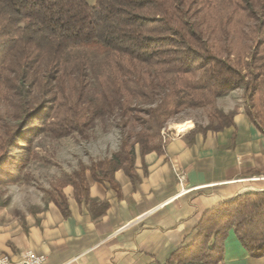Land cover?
<instances>
[{"label":"trees","instance_id":"16d2710c","mask_svg":"<svg viewBox=\"0 0 264 264\" xmlns=\"http://www.w3.org/2000/svg\"><path fill=\"white\" fill-rule=\"evenodd\" d=\"M247 21H253L250 51L237 47L223 54L219 41L205 36L208 22L232 33ZM87 46L104 57L89 64L96 81L89 95L82 83L86 61L73 52ZM0 68V83H11L18 120L0 142V184L17 180L7 148L38 125L55 135L82 132L100 112L115 109L122 127L119 150L89 170L120 194L115 170L138 179L133 144L141 155L160 151L161 129L182 109L210 106L219 127L229 125L231 114L216 109L215 100L242 87L246 113L264 130V0H0ZM36 69H43L39 80ZM143 101L150 105L141 107ZM130 121L140 126L133 143L124 131ZM74 184L81 192L83 167ZM58 194L53 199L66 214ZM230 230L250 256H264V191L240 193L207 210L194 242L177 248L166 264L219 263Z\"/></svg>","mask_w":264,"mask_h":264},{"label":"crops","instance_id":"0c3cea01","mask_svg":"<svg viewBox=\"0 0 264 264\" xmlns=\"http://www.w3.org/2000/svg\"><path fill=\"white\" fill-rule=\"evenodd\" d=\"M214 107L231 114L232 123L186 117L161 133L160 151L141 155L137 145L138 179L122 169L113 173L120 194L84 170L81 192L77 177L32 211L18 213L0 201V254L17 258L31 249L46 255L44 264H166L177 248L194 242L207 210L240 193L264 191V130L246 113L242 88L217 97ZM59 191L66 214L53 199ZM217 264H264V256H250L230 230Z\"/></svg>","mask_w":264,"mask_h":264},{"label":"rangeland","instance_id":"374dc122","mask_svg":"<svg viewBox=\"0 0 264 264\" xmlns=\"http://www.w3.org/2000/svg\"><path fill=\"white\" fill-rule=\"evenodd\" d=\"M205 26V36L210 40L216 38L223 54L229 50L234 52L237 47L250 51L254 43L250 32L253 21H247L232 33H227L209 22ZM73 52L74 57L79 56L86 61L82 71V83L86 85V95H89L96 86L93 67L89 64L93 63L94 66L102 61L103 54L94 46L74 48ZM0 73H3L1 68ZM72 74L76 75L75 69ZM4 75L13 76L8 71ZM34 75L39 80L43 76V69H36ZM63 79L66 91V82H69L70 78L65 75ZM10 84L0 83V142L8 129L18 124L12 108ZM140 105L148 107L150 103L143 101ZM212 116L213 110L210 106L201 110L185 108L167 119L161 133L167 132L169 125L183 118L192 117L202 123L206 119L213 121ZM38 127L37 132L25 134V139H18L7 148L9 169L17 180L0 184V201L9 204L18 213L32 211L51 200L52 194H55L63 183H72L79 176L82 167L85 174L90 175L89 168L92 163L110 158L118 152L122 136L120 118L115 109L100 112L82 132L73 130L67 134L55 135L46 130L43 124ZM139 129L137 121H130L124 127V131L130 133L132 143L134 134ZM137 145L134 143L133 149Z\"/></svg>","mask_w":264,"mask_h":264},{"label":"built area","instance_id":"2783aa9c","mask_svg":"<svg viewBox=\"0 0 264 264\" xmlns=\"http://www.w3.org/2000/svg\"><path fill=\"white\" fill-rule=\"evenodd\" d=\"M177 176L179 181L184 178L183 174H178ZM45 260L46 255L36 254L31 249H24L20 251L17 258H12L7 254H0V264H44Z\"/></svg>","mask_w":264,"mask_h":264},{"label":"bare ground","instance_id":"6f19581e","mask_svg":"<svg viewBox=\"0 0 264 264\" xmlns=\"http://www.w3.org/2000/svg\"><path fill=\"white\" fill-rule=\"evenodd\" d=\"M188 125H189V123H186L185 125H183V126H180L179 128H180V129H182V128H184V129H185V128H187V127H188Z\"/></svg>","mask_w":264,"mask_h":264}]
</instances>
